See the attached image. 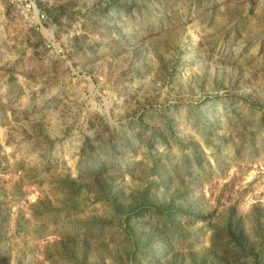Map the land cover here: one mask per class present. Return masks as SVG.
<instances>
[{"label":"rangeland","instance_id":"374dc122","mask_svg":"<svg viewBox=\"0 0 264 264\" xmlns=\"http://www.w3.org/2000/svg\"><path fill=\"white\" fill-rule=\"evenodd\" d=\"M0 264H264V0H0Z\"/></svg>","mask_w":264,"mask_h":264}]
</instances>
